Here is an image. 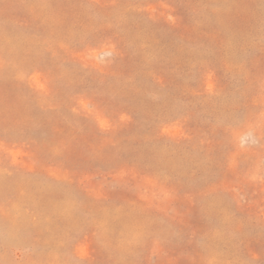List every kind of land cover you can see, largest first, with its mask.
Here are the masks:
<instances>
[{
  "label": "rangeland",
  "instance_id": "obj_1",
  "mask_svg": "<svg viewBox=\"0 0 264 264\" xmlns=\"http://www.w3.org/2000/svg\"><path fill=\"white\" fill-rule=\"evenodd\" d=\"M0 264H264V0H0Z\"/></svg>",
  "mask_w": 264,
  "mask_h": 264
}]
</instances>
